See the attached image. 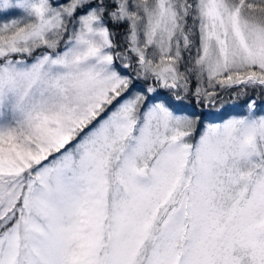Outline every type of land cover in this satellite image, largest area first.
<instances>
[{
  "label": "snow or ice",
  "instance_id": "6c2138e0",
  "mask_svg": "<svg viewBox=\"0 0 264 264\" xmlns=\"http://www.w3.org/2000/svg\"><path fill=\"white\" fill-rule=\"evenodd\" d=\"M0 264H264V0H0Z\"/></svg>",
  "mask_w": 264,
  "mask_h": 264
},
{
  "label": "rangeland",
  "instance_id": "374dc122",
  "mask_svg": "<svg viewBox=\"0 0 264 264\" xmlns=\"http://www.w3.org/2000/svg\"><path fill=\"white\" fill-rule=\"evenodd\" d=\"M194 51V50H193ZM219 90V89H218ZM227 96H225L226 99ZM228 98V97H227ZM242 113V109L240 110H233L230 107H227L224 109V111L221 114V117L217 118L216 120H214L213 122H221V120L223 118H227L229 115H235V114H241Z\"/></svg>",
  "mask_w": 264,
  "mask_h": 264
},
{
  "label": "trees",
  "instance_id": "16d2710c",
  "mask_svg": "<svg viewBox=\"0 0 264 264\" xmlns=\"http://www.w3.org/2000/svg\"><path fill=\"white\" fill-rule=\"evenodd\" d=\"M226 99H228V98L226 97Z\"/></svg>",
  "mask_w": 264,
  "mask_h": 264
}]
</instances>
